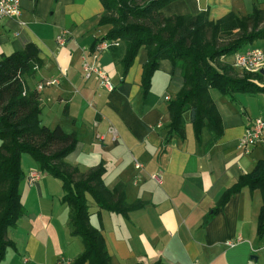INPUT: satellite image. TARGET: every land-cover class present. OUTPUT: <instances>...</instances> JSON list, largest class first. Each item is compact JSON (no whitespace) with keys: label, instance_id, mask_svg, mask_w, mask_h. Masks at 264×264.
<instances>
[{"label":"crops","instance_id":"0c3cea01","mask_svg":"<svg viewBox=\"0 0 264 264\" xmlns=\"http://www.w3.org/2000/svg\"><path fill=\"white\" fill-rule=\"evenodd\" d=\"M19 3V17L0 19V59L34 45L41 64L27 82L30 88L43 85L38 91L41 124L75 132L77 144L67 161L82 172L102 162L109 191L120 185L128 203H144L123 216L88 202L90 223L101 231L111 264H264V235L257 233L260 189L243 187L218 204L221 195L264 158V143L248 154L237 148L253 119L264 117V94L212 96L210 90L221 118L220 137L209 144L211 135L203 130L197 140L186 112L185 137L165 143L167 103L183 85L178 68L161 60L143 97L146 52L140 50L122 74L126 44L104 39L108 26L99 23L100 0ZM255 7L264 8V0H172L161 12L166 17L205 12L215 21L229 13L251 14ZM61 31L68 34L63 46L55 41ZM101 42L103 49L97 47ZM256 45L264 52V39ZM83 56L105 71L111 90L94 77L84 78ZM229 60L233 67V55ZM51 80L56 83L49 85ZM110 126L116 130L114 140ZM24 158L25 174L39 170L31 157ZM154 173H162L160 183L150 177ZM20 192L25 212L7 232L14 246L0 264H73L83 245L70 234L60 181L44 174L31 186L23 180Z\"/></svg>","mask_w":264,"mask_h":264},{"label":"trees","instance_id":"16d2710c","mask_svg":"<svg viewBox=\"0 0 264 264\" xmlns=\"http://www.w3.org/2000/svg\"><path fill=\"white\" fill-rule=\"evenodd\" d=\"M170 1L100 0L103 13L99 23L108 26L104 39L126 44L123 75L138 52H146L141 75L143 97L149 92L151 77L161 60H168L180 70L183 85L167 103L170 119L165 143L174 136L185 137L184 114L188 112L197 140L207 130L212 144L222 134V123L210 90L227 96L264 94V74H235L226 61L228 56L264 39V8L255 7L248 15L229 13L212 21L205 12L166 17L161 11ZM222 37L226 38L224 42ZM37 53V48L28 44L23 50L0 59V262L7 249L14 246L7 232L25 212L20 184L28 175L21 165L22 156L27 154L43 175L61 183V202L69 208L70 234L79 237L83 245L73 264H111L101 231L90 223L87 194L98 208L123 216L142 208L144 203L139 200L128 203L120 185L109 191L103 182L102 162L82 172L67 161V155L77 144L76 133L64 131L60 125L41 124L40 93L27 82L41 64ZM243 187L261 191L262 205L257 218V233L261 237L264 235V158L258 159L249 173L221 195L219 206Z\"/></svg>","mask_w":264,"mask_h":264},{"label":"built area","instance_id":"2783aa9c","mask_svg":"<svg viewBox=\"0 0 264 264\" xmlns=\"http://www.w3.org/2000/svg\"><path fill=\"white\" fill-rule=\"evenodd\" d=\"M20 0H0V19L4 17L17 18L20 15ZM67 31L59 32L55 41L59 46H63L66 38ZM105 42H101L98 44V48L103 49L105 47ZM233 67L237 70H242L250 73L260 72L262 66H264V52L257 47H249L243 51L236 52L233 55ZM82 68L84 72V78L90 79L94 77L98 80V83L111 90L113 88L112 83L110 82L108 75L104 70L97 67L94 64L88 63L85 56L82 57ZM55 80H51L48 82L49 85L55 84ZM43 87L42 84H39L36 88L39 91ZM168 99V96L165 97ZM108 131L112 135V139L114 140L116 137V130L114 127L110 126ZM264 143V117H256L253 119L251 126H249L240 137L237 148L243 153L248 154L253 147L256 145ZM135 167L141 168V164L135 161ZM42 172L40 170H31L28 172L26 177L27 183L29 185H34L42 176ZM157 183L162 181V173H154L150 176ZM240 238L236 241H229L228 245L233 246L236 242H239ZM198 264V263H193Z\"/></svg>","mask_w":264,"mask_h":264},{"label":"rangeland","instance_id":"374dc122","mask_svg":"<svg viewBox=\"0 0 264 264\" xmlns=\"http://www.w3.org/2000/svg\"><path fill=\"white\" fill-rule=\"evenodd\" d=\"M225 39H226L225 37H222V38H221V40H222L223 42L225 41ZM259 41H261V39H260V40H256V42L254 43V46H257L256 43H258ZM247 48H249V47H247ZM247 48H246V49H247ZM244 50H245V49H244ZM231 56H232V55L228 56L226 61L229 62V61H230L229 59L231 58ZM36 70H37V68H36ZM234 71H235V70H234ZM236 72H237L239 75H244V73H247V72L242 71V70H237V71H235V74H237ZM211 94H212V96L220 95V93H218L216 90H211ZM108 132H109V131H108ZM109 133H110V132H109ZM23 156L25 157V158H24L25 160L30 158V156L27 155V154H24ZM27 157H28V158H27ZM30 159H31V158H30ZM135 161H137V160L134 159L133 162H135ZM23 166H24V163H23ZM87 199L89 200L88 202H91V203H92V201H94L90 195H89V197H88Z\"/></svg>","mask_w":264,"mask_h":264},{"label":"water","instance_id":"95a60500","mask_svg":"<svg viewBox=\"0 0 264 264\" xmlns=\"http://www.w3.org/2000/svg\"><path fill=\"white\" fill-rule=\"evenodd\" d=\"M260 73H264V70H261Z\"/></svg>","mask_w":264,"mask_h":264}]
</instances>
